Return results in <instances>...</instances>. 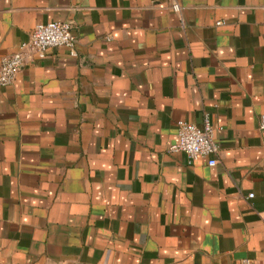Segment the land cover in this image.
Wrapping results in <instances>:
<instances>
[{
    "label": "crops",
    "instance_id": "obj_1",
    "mask_svg": "<svg viewBox=\"0 0 264 264\" xmlns=\"http://www.w3.org/2000/svg\"><path fill=\"white\" fill-rule=\"evenodd\" d=\"M0 264L264 263V0H0ZM208 118L218 164L171 153ZM253 195V198L250 197Z\"/></svg>",
    "mask_w": 264,
    "mask_h": 264
},
{
    "label": "built area",
    "instance_id": "obj_2",
    "mask_svg": "<svg viewBox=\"0 0 264 264\" xmlns=\"http://www.w3.org/2000/svg\"><path fill=\"white\" fill-rule=\"evenodd\" d=\"M76 42L72 26L69 23L38 25L30 40L23 43L18 52L3 59L0 66V86H9L15 81L17 74L25 64L27 55H37L43 58L48 50L62 47L70 49L71 54L75 55ZM260 128L264 130V115L261 118ZM214 132L215 129L208 118L205 119L201 127L187 122H179V140L170 147L169 152L184 153L190 163L200 158H207L209 165L214 167L218 164L216 157L219 152ZM250 197L253 198V195ZM244 262L253 264L251 260Z\"/></svg>",
    "mask_w": 264,
    "mask_h": 264
}]
</instances>
